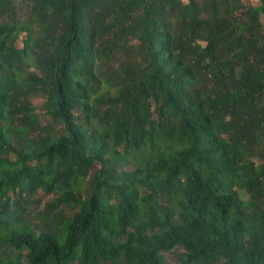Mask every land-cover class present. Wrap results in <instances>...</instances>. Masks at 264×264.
I'll return each mask as SVG.
<instances>
[{"label": "trees", "instance_id": "1", "mask_svg": "<svg viewBox=\"0 0 264 264\" xmlns=\"http://www.w3.org/2000/svg\"><path fill=\"white\" fill-rule=\"evenodd\" d=\"M251 1L0 0V264H264Z\"/></svg>", "mask_w": 264, "mask_h": 264}, {"label": "rangeland", "instance_id": "2", "mask_svg": "<svg viewBox=\"0 0 264 264\" xmlns=\"http://www.w3.org/2000/svg\"><path fill=\"white\" fill-rule=\"evenodd\" d=\"M182 1L186 2L187 0H182ZM244 1H246V0H244ZM251 3L253 5H257L258 4V0H252ZM261 22H262V24L264 26V15L261 17ZM23 37H24V32H20V34L18 36V39H17V42H16L18 47L22 46V38ZM42 101H43V98H36L33 101V103L38 106V110H37L38 113H43V109L39 108L41 106V104H42ZM13 156H14V154H12V157ZM25 195L26 194H23L22 196L25 197ZM54 197H55L54 195L45 194L42 190H40L38 192V194L33 199H35V201L39 202V209L38 210H41V209H43V207L46 204L51 202L54 199ZM244 198H246V196H244ZM26 206H28V204H26ZM32 216L35 217V215H32ZM2 252H7V250L6 249H2ZM12 257L14 259H16L17 255L15 256V254H13ZM166 261H167L168 264H175L177 259L175 258V256L173 254H169V255H166Z\"/></svg>", "mask_w": 264, "mask_h": 264}]
</instances>
